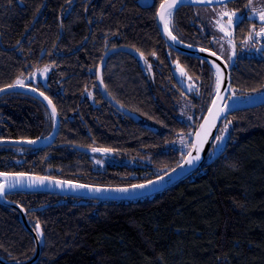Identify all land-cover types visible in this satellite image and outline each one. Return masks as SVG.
<instances>
[{"label": "trees", "instance_id": "1", "mask_svg": "<svg viewBox=\"0 0 264 264\" xmlns=\"http://www.w3.org/2000/svg\"><path fill=\"white\" fill-rule=\"evenodd\" d=\"M153 1L145 7L141 0H0V88L50 66L47 83L28 84L53 100L61 118L52 144L0 146V171L121 186L152 180L184 160L217 95L218 75L209 63L166 46L156 18L163 0ZM243 22L238 42L251 30ZM205 28L197 7L175 10L172 30L183 42L213 48ZM116 44L138 48L145 63L157 66L151 77L140 60L120 52L103 69L108 94L142 121L118 114L97 87L105 48ZM231 72L229 99L264 91V56H237ZM183 73L197 83L190 92ZM153 81L159 84L151 88ZM51 113L32 93L0 96V140L48 136ZM146 122L167 131L153 132ZM220 136L196 173L152 197L9 196L42 228L36 264H264V104L228 115ZM178 137L185 149L171 147ZM93 149L114 151L121 164L99 167ZM35 250L19 212L0 202V255L26 260Z\"/></svg>", "mask_w": 264, "mask_h": 264}, {"label": "water", "instance_id": "2", "mask_svg": "<svg viewBox=\"0 0 264 264\" xmlns=\"http://www.w3.org/2000/svg\"><path fill=\"white\" fill-rule=\"evenodd\" d=\"M228 1H232V0H224V2H221V0H177L173 8L176 9L177 7L183 5H217ZM172 3L173 0H165L162 4L167 5ZM160 11H161V6L159 8L157 15L158 24L162 30L163 36L174 49L184 54L201 58L212 64L214 67L215 65H219L221 70L220 71L221 78L217 72L220 79V83H219L217 95L214 100L216 101V108H223L224 111L219 116V118H213L209 116V110H208L207 114L205 115V117L199 124L197 130L195 131L192 146L189 152L187 153V155L185 156L184 160L176 167L166 172L165 174L158 176L152 180H149V181H155V183L148 185L146 188L143 189L140 188L132 189L131 186L139 185V184H148V181L136 183L132 185L116 186V185L87 184V183H81V182L70 181V180L44 176V175L31 174V173H20L23 175L0 173V178L8 177L9 180L22 181V183L18 184L15 188L12 189L6 188L4 194L0 196V201L4 204H7L17 209L20 212L21 222L29 231L32 232L36 244L35 253L31 258L26 260L8 261L0 255V264H36L42 253L41 237L31 227L25 209L18 203L10 201L6 196L7 194L16 193V192H28V193L46 192V193H54V194L66 195V196L83 198V199H94L98 201H135L147 197H152L156 194H159L161 192H164L165 190L170 189L171 187L178 184L182 180L189 178L192 174L196 173L203 166L206 159L209 157L211 153V149L217 137L218 129L228 115L238 110L249 109L264 104V91L254 94L250 97H239V98L229 99L231 86H232L230 65L221 55H219L213 50L204 47L191 46L189 44L183 43L177 38L175 41H173L170 38L169 33H171V36H175V35L168 25L167 28H165V21H162L160 19ZM120 49L130 51L133 54H136L140 58H142V56L139 55V53L133 49L126 47H122ZM114 51H117V49L109 51L104 56L103 61L101 62L99 68V80H101L102 67L107 57ZM212 53H215V55H213ZM1 89H3V91H0V96L14 90L24 89L35 93L43 100H45L47 103L49 100L51 101V99L48 96H46L43 92L32 86L22 85V86H17L15 88L4 87ZM41 93H43V95H41ZM105 96L108 98L106 94ZM45 97H47V99H45ZM112 102L115 105H117V103L114 102L113 100ZM49 106L52 108V106H54V103L52 102L51 104H49ZM119 108L121 110H124L120 106ZM212 108L213 105H211L209 109ZM215 110L216 109H213V112H215ZM55 116L57 120V125H56V133H57V130L60 127V119L57 110ZM132 116L135 117V115L133 114ZM202 124L205 125V133H207L206 142L199 144L200 150L199 153H197V150L193 147V145L198 144L201 139H205V133H201V136L199 138L196 135V133L201 131ZM56 133L52 135V138L48 142H44V143H39L37 141H35V143H29V141H33V140H4V141H0V143L38 146L53 141L56 136ZM189 153H191L192 157H195L198 154L200 158L198 160L194 159L192 164H188L187 160L189 159ZM161 177H163V179H160ZM39 179H43L44 183L43 184L36 183L30 186L31 181H38ZM4 183L5 181H3L1 184ZM119 188H128L129 191L128 192L116 191V189ZM95 189H101V191H95Z\"/></svg>", "mask_w": 264, "mask_h": 264}, {"label": "flooded vegetation", "instance_id": "3", "mask_svg": "<svg viewBox=\"0 0 264 264\" xmlns=\"http://www.w3.org/2000/svg\"><path fill=\"white\" fill-rule=\"evenodd\" d=\"M165 0H163L161 3H160V5L158 6V10H157V15H158V11H159V8H160V6L162 5V3L164 2ZM246 1L247 0H232V1H228V2H225V3H221V4H227V5H229L230 7H234L235 8V10H237V9H241V8H244V5L246 4ZM154 1L153 0H141V4L143 5V6H145V7H149V6H151L152 5V3H153ZM221 4H217V5H221ZM183 6H194V7H197L198 8V10H199V12H200V15H201V19H203L204 20V23H205V26H206V28H205V36L209 39V40H212V44H213V42H215L216 43V37L214 36V31H212V29H210V24H209V22H208V20H207V18L206 17H204L205 16V14H203L202 13V11H201V9L202 8H204V7H209V6H216V5H183ZM179 7H182V6H179ZM179 7H177V8H179ZM176 8V9H177ZM175 8H173L172 9V14H171V16L170 17H167L166 16V21H167V25L171 28V30H172V17H173V14H174V12H175V10H176ZM156 18H157V26H158V28H159V30H160V34H161V37H162V40L164 41V43L166 44V46L169 48V49H171L173 52H176V53H180V54H183V55H186V56H191V55H188V54H184V53H182V52H179V51H177L176 49H174L168 42H167V40L165 39V37L163 36V34H162V30H161V28H160V26H159V24H158V17L156 16ZM243 21H246V22H248L249 24H250V26H251V30H252V27H253V25H254V23H257V21L256 20H253V19H251V18H248L247 16H245L244 18L242 17L241 19H239L238 20V22L235 24V25H231V33H230V36L232 37V38H234V40H235V42H236V46H237V48H238V51L241 49V46H242V43H243V41L247 38V36L249 35V33L251 32V30H250V32L248 33V35L245 37V39L242 41V42H238L237 40H236V35H237V33H239L240 32V30H241V26H240V24L243 22ZM244 23V22H243ZM172 32H173V30H172ZM174 33V32H173ZM215 34H216V32H215ZM175 35V34H174ZM115 36H117V34H115L114 35V37ZM176 36V35H175ZM176 38L177 39H179L177 36H176ZM180 40V39H179ZM180 41H182V40H180ZM183 42V41H182ZM183 43H186V42H183ZM186 44H189V45H191V46H198V45H194V44H190V43H186ZM122 47H126V48H130V49H133V50H135L136 52H138L139 53V55H141L142 56V58H140L138 55H136V54H133L132 52H130V51H127V50H123V49H120V48H122ZM198 47H204V46H198ZM204 48H207V49H210V50H213V51H215L216 52V50L214 49V44H213V48H209V47H204ZM106 52L104 53V56L109 52V51H112V50H115V49H117V51H114V52H112L108 57H107V59H106V61H105V63H104V65H103V67H102V71H101V80H99V68H100V65H101V62L103 61V58H104V56H103V58H102V60H101V62H100V64H99V67H98V77H97V80H96V83H97V87H98V89H99V91H100V93H101V95H102V97L104 98V100H106V101H108L109 102V104L113 107V109L118 113V114H121L122 116H125V117H127L128 119H130V120H133V121H142V116L141 115H139L138 113H136L135 111H133V110H131L130 108H128L127 106H125L124 104H122L121 102H119V101H117L115 98H113L112 96H110L109 94H108V92L106 91V89H105V86H104V83H103V78H102V74H103V69H104V66H105V64H106V62H107V60H108V58L112 55V54H116V53H120V52H125V53H128V54H130L131 56H133V58H135V59H138V60H140L141 61V65L142 66H144V69H145V71H146V74H148V75H150L151 77L153 76V75H155V72H156V70H157V66L156 65H154V63L152 62V61H149L148 63H145L144 62V60H145V56L147 55V54H145L144 52H142L141 50H139L138 48H136V47H134V46H130V45H126V44H116V45H114V46H112V47H108V46H106ZM118 49H120V50H118ZM217 53V52H216ZM220 55V54H219ZM238 56H246V55H238ZM248 56H254V55H248ZM264 56V54L263 55H261V56H255V57H263ZM191 57H194V56H191ZM195 58H197V57H195ZM199 59H201V58H199ZM201 60H203V59H201ZM235 60H236V58L234 59V61H233V63L232 64H229L227 61V63L230 65V67H231V71H232V67H233V65L235 64ZM203 61H205V60H203ZM205 62H207V61H205ZM145 65H144V64ZM207 63H209V62H207ZM210 64V63H209ZM211 66H213L212 64H210ZM214 67V66H213ZM215 68V67H214ZM216 70V69H215ZM217 72V71H216ZM218 75V74H217ZM219 77V76H218ZM192 78L189 76V75H187V74H185V73H183V74H181L180 75V80H181V82L183 83V86L187 89V90H189V89H191L192 90V88H193V86H197V83L195 82V80H191ZM231 81H232V72H231ZM40 82H42V81H40ZM48 82V81H47ZM28 83H32V82H26V83H23V85H26V86H32V87H35V88H37L38 90H40L38 87H36L35 85H33V84H28ZM39 83V82H38ZM44 83V82H43ZM35 84H37V83H35ZM158 84H159V81H153V83H150V85H151V88H154V87H156V86H158ZM7 87V86H6ZM4 88V87H3ZM1 89V88H0ZM14 91H17V90H14ZM18 91H25V92H29V93H32V94H34V95H36L35 93H33V92H31V91H28V90H24V89H20V90H18ZM41 92H43L46 96H48L44 91H42V90H40ZM12 92V91H11ZM190 92V91H189ZM9 93V92H8ZM5 94H7V93H5ZM105 94L108 96V98L105 96ZM4 95V94H3ZM2 96V95H1ZM36 96H38V95H36ZM230 96H231V92H230V95H229V98H230ZM39 97V96H38ZM49 97V96H48ZM39 98H41V97H39ZM50 98V97H49ZM42 99V98H41ZM51 99V98H50ZM43 100V99H42ZM112 100L114 101V102H116L117 103V105H115L113 102H112ZM48 106H49V104L45 101V100H43ZM51 101L53 102V100L51 99ZM54 103V102H53ZM54 106H55V104H54ZM119 106L120 107H122L124 110H121L120 108H119ZM181 106H183V105H181ZM50 107V106H49ZM55 108H56V106H55ZM50 109H51V111H52V108L50 107ZM56 110H57V108H56ZM187 110H189L188 108H187ZM57 112H58V110H57ZM132 114L133 115H135V117L134 116H132ZM58 115H59V112H58ZM181 116H184V111H183V114L181 115ZM59 119H60V127H59V129L57 130V133H56V125H57V120H56V116L54 117V120H55V124H54V128H53V130H52V132L48 135V136H46V137H44V138H40V139H10V140H33V141H41V140H44V139H51L52 138V135H54L55 133H56V136H55V138H54V140L53 141H51V142H49V143H46V144H52L54 141H55V139L57 138V136H58V133H59V131H60V128H61V118H60V115H59ZM145 126H146V128H148L149 130H151V131H153V132H160V131H167V129H163L162 127H161V125L160 124H153V123H149V122H146L145 123ZM4 140H9V139H4ZM4 140H0V141H4ZM48 140V141H49ZM48 141H46V142H48ZM39 143H44V142H39ZM8 144H11V143H0V146H2V145H8ZM12 145H19V146H34V145H24V144H12ZM43 145H45V144H42V145H38V146H34V147H39V146H43ZM70 145H72L73 146V144H70ZM172 145L174 146V147H177V148H181V149H185V147L187 146L186 145V141H185V139L183 138V137H178V139H177V141L175 142V143H173V144H171V147H172ZM76 148H79L80 149V147H78V146H76ZM80 150H82V152H86V153H89V152H92V151H89V150H86V149H80ZM97 154L96 155H93V159H94V162L99 166V167H105L107 164H110L111 163V165L112 164H121V161H120V158L118 159L117 158V156H115V153H114V151H112V150H110V151H100V150H98L97 149ZM103 156H114L115 158H117L118 159V161L117 162H109V163H107V164H104V163H101L100 161H97V158L98 157H103ZM0 173H6V172H2V171H0ZM6 174H10V173H6ZM31 174H33V173H31ZM37 175H41V174H37ZM42 175H44V176H50V177H53V176H51V175H45V174H42ZM5 178V177H4ZM4 178H0V184L4 181ZM15 194H26V195H33V194H49V195H58V196H63V197H66V198H75V199H83V198H77V197H71V196H66V195H59V194H54V193H46V192H35V193H28V192H16V193H11V194H7L6 196H7V198L9 197V196H11V195H15ZM10 201H12V202H16L15 200H12V199H10V198H8ZM87 200H94V199H87ZM96 201V200H95ZM1 202V201H0ZM16 203H18V202H16ZM4 204V203H3ZM19 205H21L20 203H18ZM7 205V204H6ZM22 206V205H21ZM11 207V206H10ZM24 209H25V211H26V214H27V218H28V221H29V223H30V225H31V227L34 229V231L37 233V231H36V227H35V225H33L32 224V222L30 221V219H29V217H28V211H27V209L24 207V206H22ZM15 209V208H14ZM17 210V209H16ZM18 211V210H17ZM19 212V211H18ZM19 214H20V212H19ZM20 221H21V214H20ZM22 223V222H21ZM23 224V223H22ZM24 226V225H23ZM40 226V225H39ZM24 228L28 231V232H30L31 234H32V232L31 231H29L25 226H24ZM40 232L41 233H43V231H42V228H41V226H40ZM33 235V234H32Z\"/></svg>", "mask_w": 264, "mask_h": 264}, {"label": "rangeland", "instance_id": "4", "mask_svg": "<svg viewBox=\"0 0 264 264\" xmlns=\"http://www.w3.org/2000/svg\"><path fill=\"white\" fill-rule=\"evenodd\" d=\"M249 2L250 0H247L246 4L244 5V8L237 10H235L234 7H230L227 4L209 6L201 9L202 13L205 14L204 17L207 18L210 24V29L214 31V36L217 39L216 43L213 42L214 49L229 64H232L234 59L238 55L261 56L264 54V36H256L254 34L251 39H249V35L247 36V38L242 43L241 49L238 51L234 38L230 36L232 30H231V26L228 23L229 16L222 15V13L225 12L229 14L237 13L239 19L247 16L248 18L256 20L257 23H254L253 27L258 32L260 28L264 25L261 24L258 14L253 15V9L264 8V0H251V7H248ZM238 20L236 17H233L232 25H235L238 22ZM229 57H231V59H229ZM51 71L52 68L50 66H46L43 69L36 70L32 74H30L27 78H22L21 80L23 81V83L26 82L38 83L40 81L47 83ZM239 97H243V96H239L234 92L232 93V98H239ZM97 161L107 164L109 162H117L118 159L115 158L114 156H103V157H98Z\"/></svg>", "mask_w": 264, "mask_h": 264}, {"label": "snow or ice", "instance_id": "5", "mask_svg": "<svg viewBox=\"0 0 264 264\" xmlns=\"http://www.w3.org/2000/svg\"><path fill=\"white\" fill-rule=\"evenodd\" d=\"M177 2V0H173V3L172 4H162L161 5V11H160V19L162 21H165V28H167V21L165 19V17H170L171 14H172V9L174 7V4ZM221 2H224V0H221ZM248 7H251V0L249 2V6ZM259 16V20L261 22L262 25H264V8H261V9H253V15H257ZM222 15H227L229 16V20H228V23L229 25L231 26L233 24V17H236L237 20L239 19V16L237 13H222ZM256 35V36H264V26H262L260 28V30L257 32L255 30V28L253 27L252 31L249 33V39L252 38V36ZM169 36L170 38L175 41L176 40V37L175 36H171V33H169ZM213 55H215V53H212ZM229 59H231V57H229ZM215 68L217 70V72L219 73L221 70H220V67L219 65H215ZM219 83H220V79L219 77L217 78V88L219 87ZM23 85V81L22 80H17L15 84H12V85H8L7 87L8 88H15L17 86H22ZM0 91H3V89H0ZM189 91H191V89H189ZM41 95H43V93H41ZM45 99H47V97H45ZM49 104H51L52 102L49 100L48 101ZM212 105H213V108L212 109H209V116L210 117H213V118H219V116L222 114V112L224 111L223 108H216V101L213 100L212 101ZM213 109H216L215 112H213ZM51 115L53 117H55L56 115V109H55V106H52V113ZM214 126V125H212ZM227 129V125H225V130ZM201 133H205V125H201V131L196 133L197 137L199 138L201 136ZM206 135L207 133H205V139H201L199 141L198 144L196 145H193V147L197 150V153H199V144L200 143H203V142H206ZM217 140H223L224 137L223 136H220V137H217L216 138ZM29 143H35V141H29ZM93 151H97V149H93ZM200 157L199 155L197 154L195 157H192L191 156V153H189V159L187 160V163L188 164H192L193 163V160H198ZM17 175H23V174H17ZM160 179H163V177H161ZM22 181L21 180H8L6 179L5 180V183L4 184H0V196H2L5 192V189L8 188V189H12V188H15L18 184H21ZM36 183H40V184H43L44 181L43 179H39L38 181H31L30 183V186L36 184ZM155 183V181H148V184H139V185H132L131 188L132 189H136V188H140V189H143V188H146L148 185H151ZM82 187V186H81ZM95 191H101V189H95ZM116 191H119V192H128L129 189L128 188H119V189H116ZM36 231H37V234L38 235H42V233L40 232V226L39 224L36 225Z\"/></svg>", "mask_w": 264, "mask_h": 264}, {"label": "bare ground", "instance_id": "6", "mask_svg": "<svg viewBox=\"0 0 264 264\" xmlns=\"http://www.w3.org/2000/svg\"><path fill=\"white\" fill-rule=\"evenodd\" d=\"M218 74H219V76H220V78H221V72H219ZM48 140H49V139H44V140H41V141H38V142H46V141H48ZM6 179L9 180L8 177H5V178H4V181H5Z\"/></svg>", "mask_w": 264, "mask_h": 264}]
</instances>
